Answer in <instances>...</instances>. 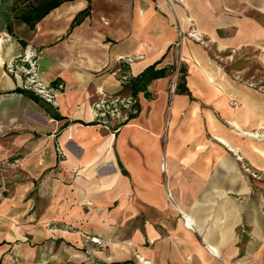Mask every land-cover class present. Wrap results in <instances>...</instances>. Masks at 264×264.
Instances as JSON below:
<instances>
[{"label":"crops","instance_id":"1","mask_svg":"<svg viewBox=\"0 0 264 264\" xmlns=\"http://www.w3.org/2000/svg\"><path fill=\"white\" fill-rule=\"evenodd\" d=\"M29 50L56 108L13 91ZM154 63L130 121L95 120ZM0 120V159L34 176L0 196V264H264V0H72L13 35L0 17Z\"/></svg>","mask_w":264,"mask_h":264},{"label":"built area","instance_id":"2","mask_svg":"<svg viewBox=\"0 0 264 264\" xmlns=\"http://www.w3.org/2000/svg\"><path fill=\"white\" fill-rule=\"evenodd\" d=\"M165 1L170 9L176 3L184 4V0ZM122 59L125 63L130 61V58ZM5 70L8 74L20 79L19 86L22 90L33 93L54 108L57 107V96L63 89V84L61 82L49 84L41 79L37 71L35 52L33 50L26 51L23 55L13 58L6 64ZM128 80L129 76L127 72L119 76L121 83L128 82ZM176 85L175 81L172 82L170 89L174 91ZM92 111L96 121L111 123L113 129L118 130L121 125L130 121L138 113V98L131 93L126 95H107L99 91L97 98L92 104ZM181 215L185 221L189 222L188 217L184 213H181ZM87 241L97 246H103V242L98 236H91L86 239Z\"/></svg>","mask_w":264,"mask_h":264},{"label":"trees","instance_id":"3","mask_svg":"<svg viewBox=\"0 0 264 264\" xmlns=\"http://www.w3.org/2000/svg\"><path fill=\"white\" fill-rule=\"evenodd\" d=\"M72 0H0V17L3 20L4 27L9 34H14V24L22 23L29 29H33L36 23L41 20L52 9L59 6L61 3ZM90 1V0H87ZM87 8L80 11L71 25H74L85 14ZM24 45V41L20 40ZM166 75V68H156V63L145 67L136 77L132 78L130 83L132 92L135 95L137 91L146 92L147 85L156 78ZM176 89L185 91L182 83H177ZM14 92L27 95L34 101L38 102L39 98L33 93L15 88Z\"/></svg>","mask_w":264,"mask_h":264},{"label":"rangeland","instance_id":"4","mask_svg":"<svg viewBox=\"0 0 264 264\" xmlns=\"http://www.w3.org/2000/svg\"><path fill=\"white\" fill-rule=\"evenodd\" d=\"M14 102H12L13 104ZM17 101L15 102V105H17ZM13 106L10 108V114L15 116V119H8L7 120V125H14L12 124V122H15V125L17 124V108L16 106ZM17 128L10 126V127H6L5 123H2L0 120V139H2L4 137V140L6 141H13V136L14 134L17 132L15 131ZM9 132V133H8ZM254 133V132H253ZM5 141V142H6ZM7 149H11L10 146H6ZM12 150L10 151V153L3 157L2 159H0V196L1 195H8V194H17L19 192V188H20V184L23 185L24 182H31V180L34 178V176L30 173V172H26L23 171L20 167L16 166V159L19 156L18 153ZM15 164V165H14ZM30 173V174H29ZM50 172H42V175L44 174H49ZM251 179L256 178L254 177L252 174H250ZM38 180V179H37ZM251 190L255 193L258 192L259 188L257 186H252ZM260 192H263V189L259 190ZM93 235H90L88 237H85V241L86 239H88L89 237H91ZM87 243H92L90 241H87ZM105 245V243L103 244Z\"/></svg>","mask_w":264,"mask_h":264},{"label":"bare ground","instance_id":"5","mask_svg":"<svg viewBox=\"0 0 264 264\" xmlns=\"http://www.w3.org/2000/svg\"><path fill=\"white\" fill-rule=\"evenodd\" d=\"M249 134H256V133H252V132H250ZM258 135V134H257Z\"/></svg>","mask_w":264,"mask_h":264}]
</instances>
